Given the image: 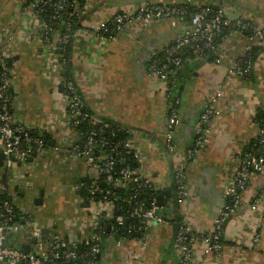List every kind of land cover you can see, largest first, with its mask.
I'll list each match as a JSON object with an SVG mask.
<instances>
[{"label":"crops","instance_id":"1","mask_svg":"<svg viewBox=\"0 0 264 264\" xmlns=\"http://www.w3.org/2000/svg\"><path fill=\"white\" fill-rule=\"evenodd\" d=\"M25 1L0 0V52L5 58L17 57L8 67L14 122L40 137L46 135L49 144L23 165L9 161L0 143V192H9L15 206L38 220L49 234L54 231L64 241L77 242L89 234L93 217L75 190L79 183L91 180L92 174L70 154V146L79 143V135L62 125V71L50 69L49 52L37 39L38 22L25 8ZM183 1L88 0L72 31L67 63L88 109L96 117L133 132L131 144L142 157L144 176L160 192L159 206L166 219L178 218L198 232H207L223 202V189L235 168L234 158L255 137L254 115L258 111L264 114V45L225 33L216 39L219 64L204 59L184 65L177 82V152L170 154L165 149L164 128L171 100L166 99L165 84L148 76L146 64L152 52H159L188 24L165 19L151 21L125 30L113 43L93 33L97 22L117 11L144 2ZM193 1L200 5L226 4L232 17L264 26V0ZM245 54L253 58L248 77L229 76L230 66ZM216 92L222 112L211 123L205 147L193 161L186 162L183 150L193 138L208 96ZM175 168L183 170L187 181V196L180 205L172 204L173 199L164 194L174 190L171 175ZM15 187L20 194L13 193ZM263 192L264 168L254 174L244 193V203L223 227L220 255L206 253L197 239L187 264H264V229L258 244H253L247 233L260 219L259 211L250 210V200ZM41 195L42 203L35 206L34 200ZM62 202L72 203L73 209L66 211ZM173 225L166 221L152 228L144 248L134 242L116 247L112 240L106 241L97 264H171ZM21 227L14 226L8 232L7 242L12 246L30 242L20 233Z\"/></svg>","mask_w":264,"mask_h":264},{"label":"built area","instance_id":"2","mask_svg":"<svg viewBox=\"0 0 264 264\" xmlns=\"http://www.w3.org/2000/svg\"><path fill=\"white\" fill-rule=\"evenodd\" d=\"M77 0H47V4L60 15L72 4L70 20L65 22L64 33H53L51 26L43 23L39 15L43 13L44 6L40 0H26L25 8L32 18L37 20L39 43L47 48L49 52V67L53 71L61 70L66 66L67 58H57L55 52H65L72 37L73 22L71 18H79L86 10L88 0H82L83 6H79ZM73 16V17H71ZM169 20L176 23H187L188 27L176 36L171 42L166 44L159 52H152L146 64V73L153 79L165 84L166 99L171 100V90L175 85L176 76L185 64L191 61H201L212 58L216 64L220 63V55L216 44V39L227 33L232 36L245 38L249 42L264 45V26L256 21L242 17H232L229 7L226 4H219L211 7L200 5L193 0H184L179 4L173 3H148L144 2L134 7L117 11L107 18H104L94 25L93 33L108 43L116 42L117 38L125 30H133L140 24H146L155 20ZM4 54H0V143L4 148V156L14 163L26 164L29 158L37 155L45 144L42 137H33L30 131L18 125L13 120L11 107V81L8 67L6 66ZM253 62L249 54L236 58L228 69L231 77H248ZM62 79V76H61ZM61 85L64 93L61 99L64 108L62 125L65 130L74 131L79 135V143L70 146V154L78 159L92 174L89 184L81 182L76 187V192L83 191L88 197L84 199L87 203L88 211L93 217L90 224V232L83 242H91L89 255L95 258L91 260L77 261V242L64 241L61 236L52 231L42 237L39 223L29 216L25 225L20 228V233L26 234L34 241L28 253H24L20 246L7 244V236L10 229L7 223L13 216V209L6 202L0 206V264H97L98 256H101L104 247L102 235L100 234L99 223L106 222V228L111 232L110 239L114 246L120 247L128 242H134L141 248L146 245L149 231L158 225L166 222V215L157 203V198L149 197L146 203L135 201L132 209L125 215H119V207L114 202L105 199H96L97 193L104 196L112 195L111 191L100 190L97 179L102 178L107 186L113 189H126L128 185L134 186V197L137 198L138 190H150L158 192L152 183L144 176L142 171V157L138 150L131 144L130 137L133 132L124 129L128 136L117 144L109 146L108 142L98 137L103 130L110 129L107 121H97L92 118L90 123L100 124V130L95 132L90 130L81 134L78 127L88 118L87 114H82V103L77 95V88L73 81L63 80ZM218 92L208 96L200 115L196 121L193 138L187 148L183 150V157L186 162L195 159L199 150L205 147L210 134L212 121L218 117L222 108ZM170 110L164 128L165 149L170 154L177 152L175 144V132L180 125L179 110L177 109L178 99L169 103ZM256 124V134L253 144L248 151L244 150L234 158L235 168L231 179L223 189V202L217 210L212 227L207 232H198L191 225L180 222L178 230L173 234L172 249L170 256L171 264H187L192 256L195 240H201L205 246V252L214 256H219L223 249L221 234L227 221L236 214L244 203V193L247 190L250 180L261 172L264 168V154L260 148L264 147V127ZM113 136V134H111ZM120 148V149H119ZM120 150V151H119ZM132 154L136 169L125 166L124 161L127 155ZM31 157V158H32ZM118 166V169L116 168ZM171 178L174 186V196L176 204L180 205L187 196V181L181 168L172 171ZM127 203L130 201L127 199ZM250 210L259 211V221L247 229L253 244H258L261 232L264 229V192L254 196L249 203ZM22 212V211H21ZM126 217L135 219L139 223L138 231L140 237L137 239L126 238L125 222ZM121 227L124 236L117 237L116 230ZM130 229V228H129ZM108 240V242H109ZM106 242V241H105ZM104 242V244H105ZM102 248V249H101ZM177 253V255H176Z\"/></svg>","mask_w":264,"mask_h":264},{"label":"trees","instance_id":"3","mask_svg":"<svg viewBox=\"0 0 264 264\" xmlns=\"http://www.w3.org/2000/svg\"><path fill=\"white\" fill-rule=\"evenodd\" d=\"M77 4L79 6H83V1L82 0H77L76 1ZM40 3L44 6V11L43 13H41L39 15V19L40 21H42L43 23L50 25L52 32L53 33H64L65 30V22L70 20V17L68 15H71V11H73L72 8V4H69L65 14L66 15H60L59 19H57V13L54 12V10L52 9V6L50 4H47V0H40ZM211 7H214L213 5H208ZM68 14V15H67ZM73 17V16H71ZM72 22H73V27H72V31L75 30L78 26V20L79 18H71ZM69 45L66 47L65 52H55L58 60L62 59V56H65L67 58V54L69 52ZM251 54V52H250ZM249 54V58L251 59V61H253L252 56ZM212 58H208V60ZM61 76L63 80H69V81H73L72 79V74H71V70L70 67L66 61V66L62 68V72H61ZM178 75L176 76L175 79V85L173 86L172 90H171V97H172V102L174 103L176 101V99H178ZM60 90L62 91V93H64V87L61 85L60 86ZM77 95L79 96V99L82 103V108H81V112L82 114H87L89 116V119L87 118L80 127H78V131L81 134H84L87 131L90 130H94L95 132H98V130H100V124H91L90 121L92 118H95L97 121H104V119H101L100 117H96L87 107V105L85 104V102L82 100V97L80 96L78 90H77ZM109 123L110 125V129H112L113 131H109L108 129L103 130V132L100 134H98V137L104 138L107 142L109 146H113L114 144H117L118 141H122L124 139H126L128 136L124 133V129H122V127L108 121L105 120ZM254 121L255 123H258V125H261L262 127H264V114L263 112L258 111L255 115H254ZM31 136L33 137H37L39 136L36 132H30L29 133ZM111 134H113V136H111ZM253 140H251V142H249L247 144V147L245 148L246 152L248 151V149L250 148V146L253 144L252 143ZM120 149V148H119ZM262 149V150H261ZM261 153L264 154V147L260 148ZM120 151V150H119ZM35 155H33L34 157ZM32 157V156H31ZM31 157L29 159H31ZM125 166H128L130 169H136L137 166L134 163L132 154L127 155L125 157V161H124ZM118 169V166L116 167ZM91 182V180H87L84 183L89 184ZM97 184L100 190L103 191H111L112 195H108L107 197L104 196L102 193H97L96 194V199H100L103 200L105 199V201H109V202H114L115 206L119 207V215H125V213L127 211H130L134 205L135 201L138 202H142V203H146L149 199V197H155L157 198L160 195V192H153L150 190H142L139 189L138 191V196L137 198L134 197V186L133 185H128V187L126 189H113L111 190V188L109 186H107L105 184V182L103 181L102 178L97 179ZM15 195L20 194L21 191L18 189V187H15V192H13ZM80 196L83 197L84 199H87L86 197H88V195L83 192L80 191L79 192ZM127 199L130 201V204L127 203ZM2 202H6L8 205H10L13 209V216L9 219L7 226L8 227H14V226H19V225H25L26 223V219L29 217L26 214L22 213L20 209H18L13 200L11 195H9V192H0V206L2 204ZM1 210H0V215H1ZM170 223H174L173 225V231L174 234L177 232L178 227L180 225V220H178V218L174 219V220H166ZM106 222L101 221L99 223V228L100 230V234L102 235V241L103 244L101 245V247H104V242L108 241L110 238L111 232H109V230L106 228ZM138 227H139V223L137 220L126 217V222H125V233H126V238H132V239H137L140 237V233L138 231ZM130 228V229H129ZM124 231H122L121 227H118L116 230V236L117 237H122L124 236ZM8 245H11L9 242H7ZM77 247H76V252L78 253V259L77 261L80 262L81 259L82 260H91L93 263L96 262L95 258H92V256L89 255L90 253V248H91V242H83V241H78L77 243ZM12 246V245H11ZM101 248V249H102Z\"/></svg>","mask_w":264,"mask_h":264},{"label":"water","instance_id":"4","mask_svg":"<svg viewBox=\"0 0 264 264\" xmlns=\"http://www.w3.org/2000/svg\"><path fill=\"white\" fill-rule=\"evenodd\" d=\"M0 54H3V52H0ZM16 59H17V57L6 58V59H5V61H6V66H7V67H10V66H11L10 62H12L13 60H16ZM42 141H43L44 144H49V142L47 141V136H46V135H43V136H42ZM0 155H1V154H0ZM0 158H1V156H0ZM165 193H166V195H168L169 198H172V199H173L172 204H173V203H176L175 196H174V198H173V194L175 193L174 190H173L172 192H170V191H166V192H164V194H165ZM41 203H42V195H41L40 198H37V199L34 200V205H35V206H36V205H40ZM157 203H158V205H160V197L157 198ZM172 204H171V205H172ZM82 205L87 206V203L82 204ZM82 205H81V206H82ZM82 207H83V206H82ZM37 222H38V220H37ZM40 233H41L42 237H45V236H47V235L49 234V230H48L47 228H44V227H43V228H41ZM23 235L26 236V237L29 239L30 242H29V244L21 245V246H20V249H21L24 253H28L29 250H30V246H31V244H33L34 241H31V240H30V237H29L28 235H26V234H23ZM172 244H173V240L171 239V241H170V246H169V248H170V253H171V249H172ZM99 257H100V256L97 257L98 260H99Z\"/></svg>","mask_w":264,"mask_h":264},{"label":"rangeland","instance_id":"5","mask_svg":"<svg viewBox=\"0 0 264 264\" xmlns=\"http://www.w3.org/2000/svg\"><path fill=\"white\" fill-rule=\"evenodd\" d=\"M73 206L74 205L72 203H64V202H62V208L65 209L66 211L72 210ZM60 219H63V218H61V216H60Z\"/></svg>","mask_w":264,"mask_h":264}]
</instances>
